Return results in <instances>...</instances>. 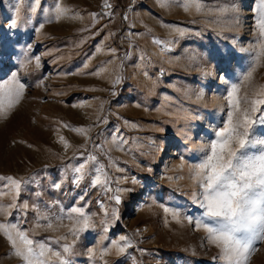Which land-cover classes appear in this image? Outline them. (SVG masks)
Listing matches in <instances>:
<instances>
[{
	"label": "rangeland",
	"instance_id": "374dc122",
	"mask_svg": "<svg viewBox=\"0 0 264 264\" xmlns=\"http://www.w3.org/2000/svg\"><path fill=\"white\" fill-rule=\"evenodd\" d=\"M57 3L66 9L59 19ZM108 3L41 0L32 12L34 0H0V83L15 73L24 85L20 102L0 113V176L25 181L18 195L0 181V205L14 196L18 205L10 216L0 212V222L27 232L37 251L50 245V264H59L55 251L69 264H220L218 248L195 227L204 210L192 170L223 126L231 86L253 97L264 85V57L243 81L264 5L188 0L186 11L185 0ZM252 138H264V124ZM90 155L97 160L77 183L74 169ZM101 166L110 191L92 184ZM117 190L119 204L110 199ZM73 208L95 224L78 237L69 231L80 227ZM120 236L131 241L124 254L111 243ZM257 247L250 264H264V242ZM0 264H24L3 232Z\"/></svg>",
	"mask_w": 264,
	"mask_h": 264
},
{
	"label": "snow or ice",
	"instance_id": "6c2138e0",
	"mask_svg": "<svg viewBox=\"0 0 264 264\" xmlns=\"http://www.w3.org/2000/svg\"><path fill=\"white\" fill-rule=\"evenodd\" d=\"M40 3L41 0H34L31 11L36 12ZM197 4L202 7V0H197ZM260 4L264 5V0H260ZM104 7L111 8L108 0H104ZM184 7L186 11L189 10L188 0H185ZM200 7H197V11ZM65 11L66 9L61 8L59 3L56 4L57 19ZM262 57H264V18L260 22L255 59L243 77L244 82L252 80L253 73ZM36 65L40 66L39 57H36ZM119 82L117 78L115 83ZM23 88L24 85L19 83L15 73L12 74L10 81L0 83V113L13 108L20 102ZM240 89L241 84L231 86L226 97L228 111L223 126L214 132L215 138L206 146L207 151L203 159L192 170L193 178L199 186V191L194 193V198L199 203V207L204 210L201 217L194 222L195 227L203 228L206 233L205 239L218 248V256L214 259H217L220 264H250L253 253L258 251L257 242H264V138H252V129L256 124L258 122L264 124V111L261 108L264 106V85L260 86V91L253 97L247 94L241 96ZM77 131L85 132L82 128ZM60 139L67 147L68 142L63 137ZM124 142L121 137L120 143ZM97 147L100 146L97 145ZM249 149H256V151ZM96 160V156L90 155L84 163L74 169L77 174V183L87 175L88 162ZM101 175L102 166L95 169L93 186H102L106 191H110L108 186L111 181L106 174H103V179ZM0 181H5L3 187L17 195L25 182L12 176H0ZM120 191L117 190L116 194L110 197L117 204L121 202ZM2 194L4 193L0 192V195ZM17 207L14 196L12 202L6 207L0 205V212L10 216L12 213L8 210ZM24 207L27 205L25 204ZM72 212L76 214V219L80 223L79 228L69 230L73 235L78 237L85 230L95 227V224L90 223V217L81 209L73 208ZM112 215H116L115 209L112 210ZM189 222H192L191 218ZM48 227L52 228V224L49 223ZM13 231L16 234L15 237ZM0 232L7 236L15 255L21 257L24 264H50V261L45 259V249L51 251L50 245L40 243L39 251H37V242L16 224L0 222ZM111 243L120 254L126 253L131 246L128 236H120L118 240H112ZM71 250L72 245L68 243L62 245L64 254H69ZM89 252L91 255L92 250L90 249ZM53 254L59 258V264H69L66 255L62 256L60 251H55Z\"/></svg>",
	"mask_w": 264,
	"mask_h": 264
},
{
	"label": "crops",
	"instance_id": "0c3cea01",
	"mask_svg": "<svg viewBox=\"0 0 264 264\" xmlns=\"http://www.w3.org/2000/svg\"><path fill=\"white\" fill-rule=\"evenodd\" d=\"M183 118H185L183 115H182ZM184 120V119H181V121Z\"/></svg>",
	"mask_w": 264,
	"mask_h": 264
}]
</instances>
